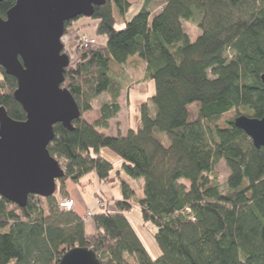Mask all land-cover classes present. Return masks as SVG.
Returning a JSON list of instances; mask_svg holds the SVG:
<instances>
[{"label": "trees", "instance_id": "16d2710c", "mask_svg": "<svg viewBox=\"0 0 264 264\" xmlns=\"http://www.w3.org/2000/svg\"><path fill=\"white\" fill-rule=\"evenodd\" d=\"M151 1L143 0L120 30L113 5L123 16L128 0L94 6L95 33L106 40L97 48L78 43L64 68L61 85L80 115L72 128L53 125L47 149L63 169L61 190L66 179L76 182L92 170L106 179L111 163L100 149L115 152L121 170L143 179L137 203L142 217L158 228L160 253L151 256L124 214L132 207L129 199L94 212V230L88 232L76 210L59 208L56 186L47 197L29 195L24 206L0 195V264H58L73 246L92 248L101 264H264V147H256L234 117L226 127L216 124L231 109L264 115V0H162L154 12ZM14 2H0L1 17ZM78 17L65 21L64 33ZM183 21L199 29L193 39ZM136 53L145 61L142 80H152L154 91L140 105L136 128L107 133L120 110L121 86L111 67ZM0 74V106L24 120L13 96L16 78L1 66ZM105 91L110 98L88 121L83 114ZM191 103L198 104L194 119ZM219 159L229 170L225 190L211 183ZM163 229L177 239L165 240Z\"/></svg>", "mask_w": 264, "mask_h": 264}, {"label": "water", "instance_id": "95a60500", "mask_svg": "<svg viewBox=\"0 0 264 264\" xmlns=\"http://www.w3.org/2000/svg\"><path fill=\"white\" fill-rule=\"evenodd\" d=\"M104 2L15 0L5 17L0 16V66L16 78L13 96L26 114L24 120H15L0 106V195L19 206L31 194H54L63 169L47 149L53 125L72 128V120L80 115L72 94L61 85L70 62L61 40L65 21L91 16L94 6ZM260 78L264 82V73ZM233 123L256 147H264V115L238 114ZM58 264L101 263L92 248L73 246Z\"/></svg>", "mask_w": 264, "mask_h": 264}, {"label": "rangeland", "instance_id": "374dc122", "mask_svg": "<svg viewBox=\"0 0 264 264\" xmlns=\"http://www.w3.org/2000/svg\"><path fill=\"white\" fill-rule=\"evenodd\" d=\"M128 1L130 2V6L128 7L127 11L124 13L123 16L120 15L117 8L113 5V9L116 17V28L119 30L123 28L124 20L129 19L130 16H132L138 10L139 5L143 3V0H128ZM159 3H161V1L152 0L149 4L150 10L153 11L152 9L154 7L157 8V5H159ZM78 18L84 21L78 24L75 23L76 25L75 27H70L72 25L71 23L67 27L66 33H64L63 36L61 37L63 45L67 47L68 49L67 51L71 55L69 57L71 59L75 57L74 56L75 50L73 48L75 47V42L79 36L75 34V31L79 29L85 31L86 32L85 34L88 35L93 34L92 36L97 37L96 39L98 43L95 46H93V48L101 47L104 43L101 37H99V35L95 33L96 22H97L96 19L90 16H81ZM183 27L184 30L188 33V35L192 39L199 33V29L197 28V26L190 21H183ZM65 34L66 37H64ZM133 59L139 60L137 59V57H133ZM140 66L141 65L139 61H136V64L131 68V57H129L127 62H125L122 65H116V64L112 65L111 67L112 74L115 80H117L118 84L121 86L120 95L118 96V102H120L121 108L117 114L119 120L118 119H117L118 121L115 119L110 120L109 126L107 128H104L105 132L114 133L117 132L118 129L119 131H124L125 129L131 127L132 124L139 122L140 105L144 101L149 102L148 99L154 91V85L152 81H150V83H148L147 81L143 82L142 70ZM109 98H110V94L106 91L96 96L92 103V109L86 111L83 114L84 117L89 121H93L97 116L99 104L103 101L108 100ZM188 110H189L190 118L191 119L196 118L198 113V104L191 103L188 106ZM236 115H237L236 109H231L229 111H226L223 114H221V116L216 121V124L220 127H226L228 125V121ZM101 149H102L101 152L102 156L110 161L111 167L108 169L107 178L102 180L99 179V186L96 185L94 191L92 192L91 197L94 202L95 209H96V204L94 199L96 197L104 196L103 198L107 204L106 207L109 209H113L115 201L116 199H118L116 197L123 198L121 197V195H127V197H129L132 203V207L129 208L128 210H125L124 214L138 232L139 236L141 237L143 243L147 247L151 256L153 257L157 256L160 253V249L156 243L154 235L155 232H157L158 228L153 223L145 220L142 217L140 207L137 203V198L143 194V179L141 177L131 178L130 176H128L123 170L120 169L122 159L115 152H113L111 149L107 147H102ZM117 170L120 171L118 172ZM228 173L229 170L226 164L222 159H219L215 163V166L212 172L210 173L211 177L214 178L211 181V183H216L219 185L221 189L225 190L226 189L225 180ZM58 180L56 181L57 200H60L61 198H67L70 202L69 205H71L70 208L75 209L73 199L68 198L69 191H70L69 195L74 196L76 198L75 194L72 195L71 186L73 185L75 189L80 188L81 190H83V186L86 184L88 185L91 182V180L89 179V180H85L84 182L82 181V183H79L78 181L74 182L71 181L70 179H66L64 181V184L68 186V190L67 187H65L66 189L62 187V190L61 188L59 189ZM88 204L92 206V203H90V201H88L87 205ZM89 219L90 222L92 223L93 221L92 217ZM89 219L87 218L86 220ZM163 231H161V235L165 240L173 241L177 239L175 233L172 230L165 229V231L164 232Z\"/></svg>", "mask_w": 264, "mask_h": 264}, {"label": "crops", "instance_id": "0c3cea01", "mask_svg": "<svg viewBox=\"0 0 264 264\" xmlns=\"http://www.w3.org/2000/svg\"><path fill=\"white\" fill-rule=\"evenodd\" d=\"M158 1H161V3H159V5H157V8H153L152 10V12H154V11H157L158 9H160L161 8V6H162V0H158ZM142 4H140L139 5V7H138V9L140 8V6H141ZM131 17V16H130ZM84 20H81V19H79V18H77L76 20H73L71 23H72V25L70 26V27H75L76 25H75V23H81V22H83ZM80 33L82 34V33H86L85 31H83V30H77V31H75V34L76 35H80ZM74 34V35H75ZM93 35V34H92ZM64 37H66V34L64 35ZM99 37H101V39L104 41V43H105V40H106V37L104 36V35H99ZM97 38V37H96ZM103 43V44H104ZM129 57H131V68L136 64V61H139V63H140V67H141V70H142V72H143V70H144V64H145V61H144V58L142 57V55H140V54H138V53H136V54H134V55H131V56H129ZM128 57V58H129ZM133 57H137V59H139V60H136V59H133ZM128 58H127V60H128ZM127 62V61H126ZM1 77V76H0ZM150 81H152V80H148L147 82L148 83H150ZM144 82V81H143ZM119 99H120V97H119ZM119 105H120V108H121V104H120V102H119ZM97 116H98V111H97ZM96 116V117H97ZM112 119H115V120H117L118 119V117H117V115H116V117H114V118H112ZM112 119H110V120H112ZM110 120H109V123H110ZM119 120V119H118ZM117 120V121H118ZM89 121V120H88ZM138 124H139V122L137 123H135V124H132L131 125V127L132 128H136L137 126H138ZM109 126V125H108ZM126 130V129H125ZM124 130V131H125ZM124 131H119V129H118V131L117 132H114V133H112V134H115V133H118V132H120V133H123ZM101 152H102V149H100V154H101ZM102 155V154H101ZM91 180V182L87 185H84L83 186V190H81L80 188L79 189H75L74 188V186L72 185L71 186V191H72V195H76V198L74 197V196H70L69 194H70V191H69V193H68V198H72L73 199V201H74V210H76V211H78V213L80 214V215H82L86 210H95L94 212H97L98 210L97 209H95V205H94V202H93V200H92V192L94 191V188L96 187V185H98L99 186V178L97 177V174H96V171L95 170H92V171H90L89 173H87V174H85V175H83L82 177H80L79 178V180H78V182L79 183H82V181L84 182L85 180ZM76 184V183H75ZM65 187H67V190H68V186L67 185H63V188L64 189H66ZM103 195V194H102ZM106 196V195H105ZM141 196V195H140ZM139 196V197H140ZM104 197V196H103ZM107 197V196H106ZM121 197H123V198H127V199H129V197H127V195H121ZM108 198V197H107ZM116 198H119V197H116ZM130 200V199H129ZM88 201H90V203H92V206L91 205H87V203H88ZM85 229H86V231L87 230H90V231H88V232H91V231H93L94 230V224H93V221H92V223L90 222V219L89 220H86L85 221Z\"/></svg>", "mask_w": 264, "mask_h": 264}, {"label": "built area", "instance_id": "2783aa9c", "mask_svg": "<svg viewBox=\"0 0 264 264\" xmlns=\"http://www.w3.org/2000/svg\"><path fill=\"white\" fill-rule=\"evenodd\" d=\"M78 43L80 45H82L83 47H93L98 42H97V39L95 36L82 33L78 36V39L75 42V47L73 48L74 50L77 47ZM63 46H64L63 47L64 51L67 54H69V52L67 51L68 50L67 47L65 45H63ZM94 201H95L97 210L102 209V208L106 207V205H107L103 197H96L94 199ZM57 203H58L59 208H61V209H71L70 208L71 205H69L70 202L67 198H61L60 200H58ZM93 214H94V211L87 210L84 214L81 215V218H82V220L86 221V219L91 218Z\"/></svg>", "mask_w": 264, "mask_h": 264}]
</instances>
